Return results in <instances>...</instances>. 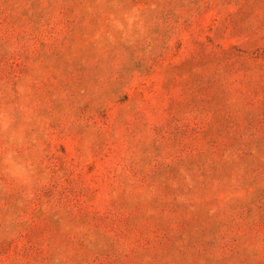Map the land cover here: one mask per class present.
<instances>
[{"label": "rangeland", "instance_id": "rangeland-1", "mask_svg": "<svg viewBox=\"0 0 264 264\" xmlns=\"http://www.w3.org/2000/svg\"><path fill=\"white\" fill-rule=\"evenodd\" d=\"M0 264H264V0H0Z\"/></svg>", "mask_w": 264, "mask_h": 264}]
</instances>
